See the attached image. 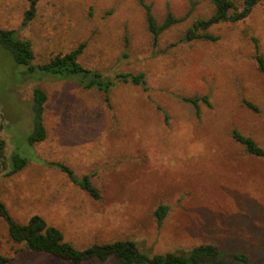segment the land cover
<instances>
[{
  "label": "rangeland",
  "instance_id": "rangeland-1",
  "mask_svg": "<svg viewBox=\"0 0 264 264\" xmlns=\"http://www.w3.org/2000/svg\"><path fill=\"white\" fill-rule=\"evenodd\" d=\"M143 1L157 21L167 10L189 13L154 42L139 0H38L24 26L28 0H0V27L31 42L34 63L84 43L85 67L110 76L142 71L146 80L145 88L117 82L105 101L71 78L37 79L0 45V148L6 163L13 153L27 159L12 174L0 161V201L21 223L40 214L79 249L128 239L155 254L213 243L228 262L264 264V156L245 152L231 134L237 129L264 150V74L254 49L264 60V0L242 20L211 26L214 41L180 40L212 13L209 0ZM34 86L47 94L46 137L32 145ZM194 95L210 102H199L198 115L178 98ZM39 159L89 174L100 198ZM161 204L168 210L158 224ZM0 254L6 264H72L12 242L1 217ZM81 264L120 263L111 256Z\"/></svg>",
  "mask_w": 264,
  "mask_h": 264
},
{
  "label": "trees",
  "instance_id": "trees-1",
  "mask_svg": "<svg viewBox=\"0 0 264 264\" xmlns=\"http://www.w3.org/2000/svg\"><path fill=\"white\" fill-rule=\"evenodd\" d=\"M38 0H28V7L24 11L21 26L26 25L35 15ZM213 11L208 16L197 17L185 30L180 40L190 41L194 39L216 40L217 35L207 30L220 22H236L249 15L255 4L261 0H242L240 6L235 0H209ZM145 11L147 29L157 42L159 35L175 23L183 21L189 12L182 16L174 15L167 10L163 19L157 21L152 13L151 5L139 0ZM0 45L9 52L14 61L23 66L24 71L30 74H38L37 79L42 77L71 78L84 89L95 88L102 92L105 101L109 100L110 89L117 82H130L142 85L145 88L144 72H117L114 75H106L101 71L85 67L78 57L83 50L84 43H79L75 48L65 53H54L46 61L34 63V53L31 42L21 38L15 28L0 27ZM255 58L259 70L264 74V60L259 54L257 43L254 44ZM179 99L192 104L195 113L199 114V102L210 105L207 95L178 96ZM47 99L46 92L39 86L32 88L31 110L32 129L27 135V142L35 144L46 137L43 124L44 104ZM247 107L257 111V107L249 101H244ZM165 116V115H164ZM167 118V115L165 116ZM235 141L244 146L245 152L264 156V150L250 136L244 135L237 129L231 131ZM10 162L6 163L4 154L0 148V161L4 167H8L6 173L12 174L20 170L27 163V159L17 153L9 156ZM39 161L47 166L58 167L64 171L68 178L95 199L100 198L99 190L91 183L90 175L77 176L70 166L55 161ZM168 210L166 204L159 205L155 210L157 223L160 224ZM0 217L6 223L9 240L22 243L24 248L37 253H44L67 260L72 264H81L90 259L105 261L115 257L120 264H233L226 261L213 243H201L191 247L186 252H172L150 254L141 251L136 243L128 239H115L109 242L93 243L85 248H76L71 242L64 239L62 231L55 225L47 223L40 214H32L25 223L16 221L7 211L5 204L0 201ZM241 258L242 255L234 254ZM9 257L0 254V264H6Z\"/></svg>",
  "mask_w": 264,
  "mask_h": 264
}]
</instances>
